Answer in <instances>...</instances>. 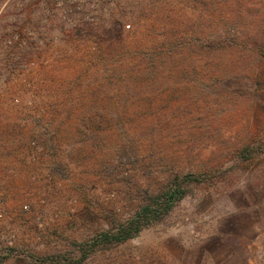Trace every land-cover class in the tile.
<instances>
[{"label":"rangeland","instance_id":"rangeland-1","mask_svg":"<svg viewBox=\"0 0 264 264\" xmlns=\"http://www.w3.org/2000/svg\"><path fill=\"white\" fill-rule=\"evenodd\" d=\"M0 211L1 264H264V0H0Z\"/></svg>","mask_w":264,"mask_h":264},{"label":"built area","instance_id":"built-area-1","mask_svg":"<svg viewBox=\"0 0 264 264\" xmlns=\"http://www.w3.org/2000/svg\"><path fill=\"white\" fill-rule=\"evenodd\" d=\"M40 150L41 148H38V151ZM22 211L23 213L27 214V212L29 211V206L24 204L22 206ZM5 222L6 218L4 217L3 212L0 211V224L6 225L7 222ZM16 238L17 235L15 234V232L9 230V228L0 231V264L4 260L20 259L26 255V252L23 251L22 248L16 247Z\"/></svg>","mask_w":264,"mask_h":264},{"label":"trees","instance_id":"trees-1","mask_svg":"<svg viewBox=\"0 0 264 264\" xmlns=\"http://www.w3.org/2000/svg\"><path fill=\"white\" fill-rule=\"evenodd\" d=\"M177 197H176V192L175 191H171L169 194H166L165 195V199L166 200H169L170 202H172L174 199H176ZM147 210L146 211H144L143 213H144V215H146L147 214Z\"/></svg>","mask_w":264,"mask_h":264}]
</instances>
